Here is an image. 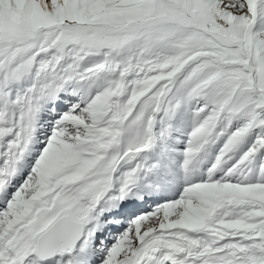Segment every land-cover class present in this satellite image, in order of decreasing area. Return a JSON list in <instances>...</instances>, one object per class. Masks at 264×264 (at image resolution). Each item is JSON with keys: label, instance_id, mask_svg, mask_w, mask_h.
Masks as SVG:
<instances>
[{"label": "snow or ice", "instance_id": "snow-or-ice-1", "mask_svg": "<svg viewBox=\"0 0 264 264\" xmlns=\"http://www.w3.org/2000/svg\"><path fill=\"white\" fill-rule=\"evenodd\" d=\"M0 264H264V0H0Z\"/></svg>", "mask_w": 264, "mask_h": 264}]
</instances>
